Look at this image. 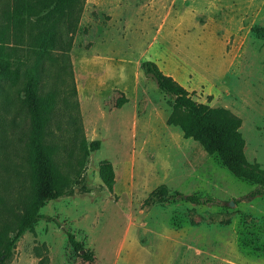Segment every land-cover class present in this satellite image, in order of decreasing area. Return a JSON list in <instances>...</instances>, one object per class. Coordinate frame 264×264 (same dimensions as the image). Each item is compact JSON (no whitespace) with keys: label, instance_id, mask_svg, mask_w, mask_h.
I'll return each mask as SVG.
<instances>
[{"label":"rangeland","instance_id":"obj_1","mask_svg":"<svg viewBox=\"0 0 264 264\" xmlns=\"http://www.w3.org/2000/svg\"><path fill=\"white\" fill-rule=\"evenodd\" d=\"M11 5L0 0L1 27ZM146 60L196 102L240 117L246 159L264 169V0H85L70 51L73 75L51 72L41 91L55 101V111L48 110L56 122L70 124L77 141L83 133L88 143L100 141V148L79 181L71 175L72 193L45 203V218L17 241L5 264H222V242L235 247L237 240L264 252V229L253 219L264 197L248 199L253 184L167 123L172 99L145 77ZM14 89L0 77V232L8 237L33 197L31 125ZM122 97L127 101L117 108ZM68 133L53 141L64 178ZM103 160L114 168L113 193L99 178ZM162 185L165 202L148 200ZM193 195L220 205H194L187 200ZM86 252L91 261L82 258Z\"/></svg>","mask_w":264,"mask_h":264},{"label":"trees","instance_id":"obj_2","mask_svg":"<svg viewBox=\"0 0 264 264\" xmlns=\"http://www.w3.org/2000/svg\"><path fill=\"white\" fill-rule=\"evenodd\" d=\"M84 2L12 0L11 8L4 14L5 26H0V77L9 79L10 87L15 88V99L23 103L28 111L31 125L28 151L31 153L33 183V197L17 221L12 237H8L6 231L0 232V264H5L11 257L17 241L24 233L32 231L33 226L45 218L40 210L46 202L72 193L71 175L78 177L79 181L90 153L100 148V141L87 142L81 125L77 129L83 136L77 141L70 124L64 127L56 122L48 110L51 106L52 111H55V101L41 91L47 85L46 77L49 73L69 70L73 75L70 51ZM9 41L16 48L8 47ZM45 58H48L50 68L45 67ZM141 70L145 77L156 83L159 91L172 99V112L167 123L178 127L184 138L197 142L208 155H216L234 177L255 185L248 199L263 195L264 169L258 164L248 163L246 159L245 141L240 132L241 118L226 108L196 102L182 85L163 73L153 61H143ZM126 101L125 97L118 99L116 107H121ZM54 131L59 136L54 135ZM64 131H69L70 141V173L67 178H64L58 162L60 145L53 142L56 138L60 140ZM76 149L82 151V157H76ZM98 174L103 186L109 193H113L115 172L111 162L101 161ZM166 196L167 189L162 185L150 193L148 200L155 198L158 202H165ZM187 200L198 206L220 205V201L213 197L193 195L188 196ZM67 240L75 251L83 250L73 234L67 232ZM82 258L91 261L92 255L86 252Z\"/></svg>","mask_w":264,"mask_h":264},{"label":"crops","instance_id":"obj_3","mask_svg":"<svg viewBox=\"0 0 264 264\" xmlns=\"http://www.w3.org/2000/svg\"><path fill=\"white\" fill-rule=\"evenodd\" d=\"M262 197H264V194L257 196L252 200H256ZM253 219L255 223H257L260 226H263V228L261 229L263 230L264 207H261L260 215L254 216ZM226 243L222 242V250H221L222 264H264V252L261 251L259 253H252L248 251V249H245L244 246H242L238 240L236 241L235 247L229 244V241Z\"/></svg>","mask_w":264,"mask_h":264},{"label":"water","instance_id":"obj_4","mask_svg":"<svg viewBox=\"0 0 264 264\" xmlns=\"http://www.w3.org/2000/svg\"><path fill=\"white\" fill-rule=\"evenodd\" d=\"M231 206H233V203L231 202L230 203ZM81 253H83V251H81ZM2 257H0V261H1Z\"/></svg>","mask_w":264,"mask_h":264}]
</instances>
